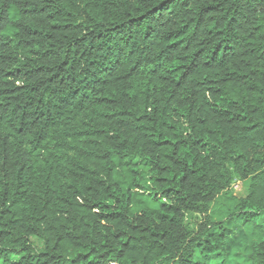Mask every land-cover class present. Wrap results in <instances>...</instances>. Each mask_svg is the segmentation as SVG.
Instances as JSON below:
<instances>
[{"label":"trees","instance_id":"trees-1","mask_svg":"<svg viewBox=\"0 0 264 264\" xmlns=\"http://www.w3.org/2000/svg\"><path fill=\"white\" fill-rule=\"evenodd\" d=\"M0 264H264V0H0Z\"/></svg>","mask_w":264,"mask_h":264},{"label":"rangeland","instance_id":"rangeland-1","mask_svg":"<svg viewBox=\"0 0 264 264\" xmlns=\"http://www.w3.org/2000/svg\"><path fill=\"white\" fill-rule=\"evenodd\" d=\"M248 187V181H243L239 179H234L231 189L233 193L237 196H244L246 194ZM246 229L243 228H235L232 238H231V247L232 249H235L238 247L240 243H242L246 238Z\"/></svg>","mask_w":264,"mask_h":264}]
</instances>
